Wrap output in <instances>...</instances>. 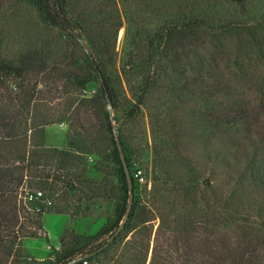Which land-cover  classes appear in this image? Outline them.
<instances>
[{"label":"rangeland","instance_id":"rangeland-1","mask_svg":"<svg viewBox=\"0 0 264 264\" xmlns=\"http://www.w3.org/2000/svg\"><path fill=\"white\" fill-rule=\"evenodd\" d=\"M43 3L0 0V264H264V0Z\"/></svg>","mask_w":264,"mask_h":264},{"label":"trees","instance_id":"trees-1","mask_svg":"<svg viewBox=\"0 0 264 264\" xmlns=\"http://www.w3.org/2000/svg\"><path fill=\"white\" fill-rule=\"evenodd\" d=\"M168 1H173V0H168ZM42 9L44 11V13L46 14V17L48 18V20H50L54 25L59 26L61 29H63L64 31L70 33L71 35H73V27L72 24L69 22V20L65 17L64 13H63V9H62V5H61V0H44V3L42 5ZM204 17L200 18L197 20L196 22V26L199 27H204L206 26V20ZM188 22H184L182 24L183 25H187ZM200 23V24H199ZM207 27V26H206ZM104 86L106 87V89H109V86L107 84V82H104ZM230 116V118H229ZM224 118H227V122L235 120L236 118V114H233L232 116L230 114L224 116ZM222 120V118H221ZM215 122L216 125L220 124V117L216 116L215 117ZM237 123H232L231 126L236 125ZM245 170H247L248 172V176H249V180L256 186L259 187L260 189L263 190L264 192V159H260V160H256L253 163H250L248 165L245 166ZM12 169L14 171H17L19 169V166H13ZM12 175V173H11ZM14 180H17V177H14ZM123 180L126 186V176L123 174ZM124 210H125V206H122L119 210H118V218L119 220L121 219V217L124 214ZM15 214L14 211L12 213H10V211L5 212L3 214L0 215V224H4V226L6 227H10L12 224L10 222H12V220H14L15 218ZM102 244L99 245V247ZM87 244L84 246L86 247ZM77 253H79L82 257L80 258V260H86L89 258V255L91 253V250L89 249H85V248H80ZM86 257V258H85ZM73 258H69L67 259V262L70 261Z\"/></svg>","mask_w":264,"mask_h":264},{"label":"built area","instance_id":"built-area-1","mask_svg":"<svg viewBox=\"0 0 264 264\" xmlns=\"http://www.w3.org/2000/svg\"><path fill=\"white\" fill-rule=\"evenodd\" d=\"M134 176L137 177L138 179H141V172L140 170H137L135 173H134ZM41 196V192L40 191H36V192H27L24 196V198L27 200V201H33L34 199H37ZM76 264H86L87 261L86 260H78L77 262H75Z\"/></svg>","mask_w":264,"mask_h":264},{"label":"water","instance_id":"water-1","mask_svg":"<svg viewBox=\"0 0 264 264\" xmlns=\"http://www.w3.org/2000/svg\"><path fill=\"white\" fill-rule=\"evenodd\" d=\"M127 180H130V178L127 176ZM80 259V258H79ZM78 259H75V260H73L72 262H70V263H75L76 261H77Z\"/></svg>","mask_w":264,"mask_h":264}]
</instances>
